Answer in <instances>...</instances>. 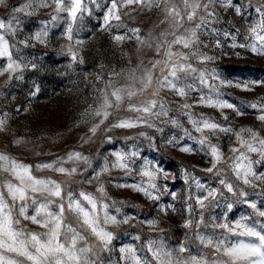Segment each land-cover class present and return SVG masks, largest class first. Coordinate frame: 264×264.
Masks as SVG:
<instances>
[{"label": "rangeland", "instance_id": "obj_1", "mask_svg": "<svg viewBox=\"0 0 264 264\" xmlns=\"http://www.w3.org/2000/svg\"><path fill=\"white\" fill-rule=\"evenodd\" d=\"M26 2L27 0H6V5H0V19H4L7 23L12 15L19 18V23L13 21L16 35L4 33L10 45H14V47H10L14 58L17 61L21 58L25 61H34L39 66L38 70L28 68L23 72L22 80H12L7 87H3L7 77H0V120L6 121V131H0V152L29 165L33 168L34 175L52 177L58 181L64 180L65 177L48 169L35 171V164L54 163L58 157H64L66 160L64 167L78 166L83 171L85 165L82 161L66 159L68 152L79 151L90 158L92 168L88 169V173H91L92 169L99 171L105 156H108L109 160L113 159L110 156L113 151H138L141 154L137 163L132 165L134 169L132 175H125L123 171L113 169L101 176L110 197L105 202L111 205L113 201H126L127 203L120 205V215L136 217L131 225L108 226L115 235L111 245L113 250L99 251L97 249L101 264H108L109 258L115 264H127L126 261L119 259V249L125 245L133 246L140 257L151 261V254L147 251L149 240L161 243L165 251L173 254L174 261H180L181 264H186L190 256L209 262L215 258L214 249L201 244L196 239L197 233L213 239H224L227 245L249 241L251 238L226 233L223 229L212 227L213 223L225 222L226 209L224 205L229 201L233 202V211L228 213L227 217L233 224L241 216L248 217L246 223L256 227L257 230H260V225L264 224V217L255 215L254 210L249 206L251 203H255L257 210H264V185H261L259 181L245 185L227 169L225 178L235 184L237 193L243 191L246 195L238 197L225 192L224 196L216 202V206H210L203 211L206 224H201L199 228L185 229L181 227L185 219L190 217L193 220H199L202 212L195 204L194 199L195 196L201 195V192L194 183H185L182 177L183 171H190L206 187H220L217 179L201 171L209 166L210 157L206 155L207 149L201 148L195 141L188 140L184 135V130H188L193 136L197 138L200 136V133L195 132L192 128L184 114L185 111H191L196 118L212 117L223 126L233 127L237 131L242 127L252 128L262 138H264V127H262V122L256 119L258 114L256 110L250 108L247 109L248 115L243 117L233 115L230 121L225 123L219 110L197 105L196 101L199 97L210 94V90L201 86L199 81L194 79L195 74L184 80L185 83H193L195 86V90L190 93L188 98V102L194 105L189 110H181L180 105L184 100L173 95L167 88L156 84V78L162 77V73L158 67L153 69L151 62L164 58L156 51V45L172 39L170 34L161 36V33L177 31L171 28L167 22V19L170 18L166 19V7L162 0H142L141 3L122 7L119 14H121L124 27H113L108 31H103V18L111 8V0H83L85 11L78 24L73 25L72 42H69L64 35L70 21H68L66 13L55 12V5L51 0L46 8H41L37 3H34L32 8L28 9L33 13L32 15L11 12L12 8L19 7ZM253 2H258V0H253ZM157 3L160 4V7L153 6ZM236 4L244 6L243 19L234 11L224 10L217 5L216 11L220 15L221 22L215 23V18H213L209 24L198 30L200 40L203 42L201 51L207 52L209 55H217L218 59L206 65L197 62L195 58H191L189 62L198 70L211 71L214 66L218 70L226 69V71H222V75L229 79H234L237 73L243 77L264 79V56H259L243 48L231 47L233 36H235L237 44L258 43L256 38L250 34L249 29L250 25H254L262 17L254 7L249 6V0H236ZM180 7L183 10V5ZM198 11L204 12L203 9ZM53 15H58L60 18L52 20ZM162 21L165 22L162 23ZM112 23L118 22L112 21ZM45 25L48 26L49 31L46 46L40 45L36 41H32L33 46L31 47H25L20 43ZM129 29H138L139 32L133 34ZM225 31H228V36L223 35ZM120 34L130 38L117 43L113 36ZM136 35H139L141 40L146 43H139L135 38ZM77 40L83 41V44L76 45L75 41ZM216 41L223 42V48L213 47ZM70 43L83 58V63H75L64 54ZM149 44L151 47L148 46ZM177 50L187 51L181 46H173V51ZM162 51L163 48H161ZM220 52H226L228 55L220 56ZM237 52L240 53L239 57L236 55ZM6 62V58L0 57V63L6 64ZM146 69L152 70L153 84L149 89L140 93L139 82L132 79V73L135 72V76L139 77ZM180 75L183 79L184 74ZM109 82L114 88L128 89L131 86L138 93L133 98L138 105L149 99L163 98L167 101L168 115L147 116L146 118L156 126L154 128H148L138 122V126L135 128L112 129L104 132L102 125L101 130H98L93 136L89 132V128L98 123L100 118L92 115L90 109L98 106L103 91L110 92L112 90L106 88ZM209 82L211 83V81ZM36 89L38 91L33 96L32 92ZM154 91L159 93L158 97L152 95ZM223 92L224 99L237 104L241 101H257L259 97H264V87H257L252 92L225 88ZM156 110L158 111V109ZM225 112L231 115L230 110H225ZM86 113L88 114L86 115ZM118 115L135 118L144 114L128 111L127 103H125L118 110ZM172 119L177 120L181 127H175L168 122ZM156 128H161L163 131L158 133ZM141 132L145 135L140 136ZM88 136H91V140L84 143L83 138ZM109 136L112 137L110 142L106 139ZM149 137L151 141L148 139ZM173 137L179 143L176 146L167 145L166 141ZM181 137L183 139H180ZM16 141L20 142L16 143ZM210 142L219 145L224 153V161H227L232 155L229 152L230 147H240L235 144V137L230 134L219 133L216 136H211ZM184 145L192 146L198 151L192 154L182 153L179 151V147ZM256 146L259 147V145ZM247 155L250 160L260 161L258 153H247ZM144 160L151 161L153 165L169 173L168 179L158 178L157 183L163 189H167V192H176L178 199L174 200L170 195L165 194L161 195L160 200L156 202L146 199L142 193L115 187L116 184L145 182L147 178L141 177L138 171ZM252 167L253 171L264 173V161L255 163ZM3 175L8 179H13L8 173ZM82 180L83 176L76 175L69 185V189L78 194L79 190L83 188L85 191L99 195L96 193V181L91 184L76 183V181ZM169 204L176 211L167 209L165 213L159 210L161 207L167 208ZM189 204L192 206V212L187 210ZM109 211L117 215L114 209L110 208ZM153 219L157 222L154 228L149 227L146 223L147 220ZM140 221H145V223H140ZM15 227L19 229L33 226L21 218V224ZM35 230L43 231L39 228ZM81 231L83 232V229ZM84 235L85 241L79 242V246L89 247L98 243L88 233H84ZM136 236H139L140 239H134ZM182 245L186 248L185 252L178 251ZM92 259H96V257L93 256Z\"/></svg>", "mask_w": 264, "mask_h": 264}, {"label": "snow or ice", "instance_id": "obj_2", "mask_svg": "<svg viewBox=\"0 0 264 264\" xmlns=\"http://www.w3.org/2000/svg\"><path fill=\"white\" fill-rule=\"evenodd\" d=\"M51 2L55 5L56 13H66L70 22L67 24L64 35L69 42H72L73 25L78 24L85 11L83 0H51ZM141 2L142 0H111V8L108 9L103 18V31H108L113 27L123 28V20L119 14L120 9L128 4ZM162 2L166 7V19L170 18L167 19L168 24L177 31L161 33V36L170 34L172 39L156 45V51L164 57L151 62L152 68L158 67L162 73V77L156 78V84L167 88L173 95L184 100L180 105L181 110H189L194 106L188 102V98L190 93L195 90V86L193 83H185L184 80L195 74L194 79L198 80L201 86L210 90V94L199 97L196 101L197 105L219 110L225 123L230 121L233 115L237 117L248 115L247 109L250 108L256 110L258 113L256 119L261 121L262 127H264V97H259L257 101H241L239 104L223 98V89L225 88L252 92L257 87H264V79L243 77L238 73L235 74L234 79H229L222 75V71H226V69L218 70L214 66L211 71L207 69L198 70L189 62L191 58H195L197 62L206 65L218 59L217 55H209L207 52L201 51L203 42L200 40V32L198 31L204 25L209 24L213 18H215V23L221 22L216 6L219 5L224 10H232L242 19L244 6L242 4L237 6L236 0H206V2L205 0H162ZM34 3H37L41 8L49 6V0H27L25 4L12 8L11 12L32 15L33 13L29 12L28 9L32 8ZM0 5H6V0H0ZM180 5H183V10H181ZM153 6L160 7V4L157 3ZM249 6L254 7L255 11L262 17L254 25H250L249 29L250 34L256 38L258 43L237 44L235 36H233L231 47L243 48L259 56H264V0H258L255 3L253 0H249ZM200 9H203L204 12L200 13L198 11ZM59 18L58 15L51 17L52 20ZM197 20L198 22H196ZM13 21L19 23L18 16L12 15L7 23L4 19H0V30H3L0 31V57L7 60L6 64L0 63V77H7L3 87H7L12 80H22L23 72L28 68L38 70L39 67L36 62L25 61L23 58L17 61L10 51V47H14V45H10L4 33L16 35ZM112 21L118 23L113 24ZM164 22L162 21V23ZM129 31L133 34L139 32L138 29H129ZM217 34L219 35V33ZM48 35V26L45 25L20 43L25 47H31L33 46L32 41H36L38 44L46 46ZM223 35L228 36V31H225ZM129 38L124 34L113 36L117 43ZM135 38L141 44L146 43V41L141 40L139 35H136ZM75 44L82 45L83 41L77 40ZM148 46L151 47V44ZM173 46H181L187 51H173ZM213 47L221 49L223 42L216 41ZM161 48H163L162 52ZM64 54L75 63L84 62L71 43ZM219 55L227 56L228 53L220 52ZM236 55L239 57L240 53L237 52ZM181 73L184 74L183 79ZM132 79L138 80L139 92L143 93L153 84L152 70L146 69L139 77H136L135 72H133ZM106 88L112 90L110 92L103 91L98 106L90 109L92 115L100 118L98 123L89 128V132L93 136L98 130H101L102 125L104 132L112 129L135 128L138 126V122L148 128H154L156 126L146 118L147 116L168 115L167 101L163 98L149 99L147 102H141L138 105L133 100L138 93L131 86L128 89L114 88L109 82ZM36 91L38 89L32 92L33 96L36 95ZM152 95L158 97L159 93L154 91ZM125 103H127L128 111H135L144 115H138L135 118L119 116L118 110ZM225 110H230L231 115L226 114ZM184 114L192 128L195 132L200 133V136L197 138L188 130H184V135L188 140L195 141L201 148L207 149L206 155L210 157L209 166L201 169V171L217 179L220 186L219 188L206 187L190 171H183L182 177L185 183H194L201 192V195L194 197L195 204L202 210L200 219L193 220L190 217L185 219L181 225L185 229H190L199 228L201 224L207 223L203 211L210 206H216V202L224 196L225 192L238 197L246 195L243 191L239 193L235 191V184L225 178L226 169L245 185L253 184L254 181H259L261 185H264V173L253 171L252 167L253 164L264 161V138L252 128L242 127L237 131L233 127L223 126L212 117L201 116L196 118L191 111H185ZM113 117L115 118L113 119ZM168 122L175 127H181L175 119ZM0 131H6V121L4 120H0ZM156 131L160 133L163 129L156 128ZM219 133L233 135L235 144L240 146L229 148L232 155L227 161H224V153L219 145L210 142V137ZM139 135L144 136L145 133L141 132ZM106 139L110 142L112 137L109 136ZM148 139L151 141L150 137ZM90 140L91 136L83 138L84 143H88ZM19 142L16 141V143ZM166 143L170 146H176L179 141L173 137L168 139ZM179 151L192 154L198 150L192 146L184 145L179 147ZM247 153H258L260 161L250 160ZM140 155L138 151H113L110 153L113 159L109 160V157L105 156L99 171L92 169L91 173H88V169L92 168L90 158L79 151L68 152L66 159L82 161L85 165L83 171L78 166L64 167L66 162L64 157H58L54 163L35 164V171L48 169L65 177L64 180L58 181L52 177H38L34 175L33 168L29 165L0 152V264H101L97 249L99 251L113 250L111 245L115 235L108 226L131 225L136 220L135 216L120 215V205L127 203L126 201H113L111 205L105 202L110 197L101 176L113 169L123 171L125 175H132L134 172L132 165L137 163ZM138 171L141 177L147 178L145 182L116 184L115 187L142 193L146 199L156 202L160 200L161 195L165 194L170 195L174 200L179 198L176 192H167V189H163L157 183L158 178L168 179L169 173L164 169L156 167L151 161L144 160ZM4 173L10 174L13 179H8L3 175ZM78 174L83 176V180L76 181V183L91 184L96 181V193L99 195L85 191L83 188L79 190L78 194L71 191L69 185ZM249 206L254 210L255 215L264 217V210H257L255 203H251ZM224 207L226 209L224 213L225 222L213 223L212 227L251 239L247 242L240 241L227 245L224 239H213L197 233L196 239L201 244L214 249L215 258L209 262L190 256L186 264H264V224H261L260 230H257L256 227L246 223L248 220L246 216H241L233 224L227 217V214L233 211V202H227ZM110 208L114 209L117 215L112 214L109 211ZM167 209L176 211L171 204L167 208L161 207L159 210L166 213ZM187 210L192 212L191 204L188 205ZM21 218L33 227L16 228V225L21 224ZM140 223H145V221H140ZM146 223L149 227L154 228L157 222L153 219L147 220ZM36 228L43 231L38 232L35 230ZM84 233L94 237L98 243L89 247L79 246V242L85 241ZM134 239L139 240L140 237L136 236ZM147 251L151 254V261L140 257L133 246L125 245L119 249V259L126 261L127 264H152V262L154 264H181L180 261H174L173 254L165 251L163 245L157 241L149 240ZM178 251L185 252V246L182 245ZM93 256L96 259H92ZM108 264H115V262L109 258Z\"/></svg>", "mask_w": 264, "mask_h": 264}]
</instances>
